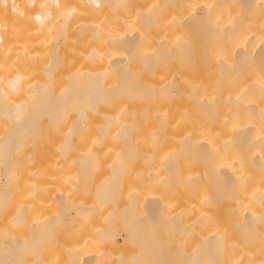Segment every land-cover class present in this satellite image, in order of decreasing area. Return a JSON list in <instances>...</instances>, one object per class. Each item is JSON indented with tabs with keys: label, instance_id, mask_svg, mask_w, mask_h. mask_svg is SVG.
<instances>
[{
	"label": "bare ground",
	"instance_id": "6f19581e",
	"mask_svg": "<svg viewBox=\"0 0 264 264\" xmlns=\"http://www.w3.org/2000/svg\"><path fill=\"white\" fill-rule=\"evenodd\" d=\"M0 264H264V0H0Z\"/></svg>",
	"mask_w": 264,
	"mask_h": 264
}]
</instances>
